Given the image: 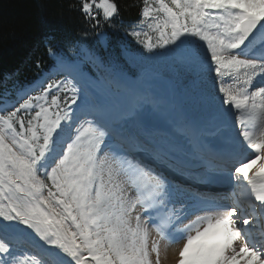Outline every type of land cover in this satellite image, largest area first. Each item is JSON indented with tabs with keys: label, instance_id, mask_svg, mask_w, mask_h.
<instances>
[{
	"label": "snow or ice",
	"instance_id": "snow-or-ice-1",
	"mask_svg": "<svg viewBox=\"0 0 264 264\" xmlns=\"http://www.w3.org/2000/svg\"><path fill=\"white\" fill-rule=\"evenodd\" d=\"M139 6L138 75L49 48L50 72L0 95V264H162L174 245L176 264H264V0ZM77 10L94 31L120 14Z\"/></svg>",
	"mask_w": 264,
	"mask_h": 264
},
{
	"label": "trees",
	"instance_id": "trees-1",
	"mask_svg": "<svg viewBox=\"0 0 264 264\" xmlns=\"http://www.w3.org/2000/svg\"><path fill=\"white\" fill-rule=\"evenodd\" d=\"M117 3L120 14L113 20L116 38L130 49L143 48L124 32L141 19L139 0L135 6L134 0ZM78 7L77 0H0V95L6 87L14 99L16 87L25 86L52 64L49 48L65 56L63 52L76 53L78 42L84 40L103 55L114 34L107 24L95 31L87 28ZM101 30L107 34V47L96 41V31Z\"/></svg>",
	"mask_w": 264,
	"mask_h": 264
},
{
	"label": "bare ground",
	"instance_id": "bare-ground-1",
	"mask_svg": "<svg viewBox=\"0 0 264 264\" xmlns=\"http://www.w3.org/2000/svg\"><path fill=\"white\" fill-rule=\"evenodd\" d=\"M161 73L164 75H168V71L164 66L162 67H157ZM165 75V76H166ZM168 88V84L166 83L165 80H154L151 81V89L158 94L165 95L166 94V89ZM179 95H177L178 97ZM181 101V100H180ZM179 245H174L172 248L168 250L167 257L162 259V264H176V248H178Z\"/></svg>",
	"mask_w": 264,
	"mask_h": 264
},
{
	"label": "rangeland",
	"instance_id": "rangeland-1",
	"mask_svg": "<svg viewBox=\"0 0 264 264\" xmlns=\"http://www.w3.org/2000/svg\"><path fill=\"white\" fill-rule=\"evenodd\" d=\"M112 30V29H111ZM100 32H102V31H100ZM102 33H104V32H102ZM102 40V39H101ZM103 41V43H105V40H102ZM81 47H84V48H89V49H92V50H94L95 51V49L94 48H92L91 46H89V45H84V44H81V45H79V48H78V50L80 51V48ZM122 48L123 47H120V49H119V51H120V53H121V50H122ZM162 51V50H161ZM121 57H122V55H121ZM123 58V57H122ZM124 59V58H123ZM69 60H72V59H69ZM73 60H75V59H73ZM124 61H125V59H124ZM126 62V61H125ZM126 64H127V62H126ZM128 65V64H127ZM131 69H133L134 70V72H135V74L137 75L138 74V68L137 67H135V66H131V65H128ZM162 67L163 66V64H162V62H158L157 64H156V67ZM84 70V69H83ZM159 70V69H158ZM166 75V74H165ZM167 76V75H166ZM37 240H38V238H37ZM40 243H42V242H40Z\"/></svg>",
	"mask_w": 264,
	"mask_h": 264
}]
</instances>
